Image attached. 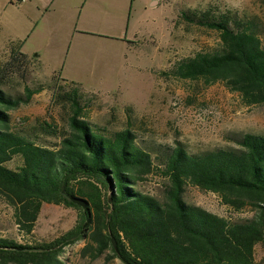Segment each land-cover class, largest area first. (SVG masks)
I'll return each instance as SVG.
<instances>
[{"label": "trees", "instance_id": "trees-1", "mask_svg": "<svg viewBox=\"0 0 264 264\" xmlns=\"http://www.w3.org/2000/svg\"><path fill=\"white\" fill-rule=\"evenodd\" d=\"M181 16L218 30L222 44L181 59L174 74L222 81L245 104H264L258 19L212 4ZM7 48V59H0V195L15 208L16 222L27 234L33 233L44 203L75 207L79 219L48 241L22 243L0 236L2 264H66L64 248L82 238L88 240L84 255L96 259L112 249L109 259L118 257L125 264H256V247L264 242L263 134H243L240 147L192 153L177 143L154 155L138 143L134 130H111L86 118L97 95L56 73L51 86L55 103L68 112L65 130L47 120L32 130H15L11 111L45 89L27 83L30 68L38 73L43 65L39 55L21 50L22 41H10ZM38 130L60 141L51 145ZM16 157L20 163L13 167ZM155 168L165 178L162 196L140 188ZM188 185L218 193L236 210L251 207L255 214L229 219L189 203L184 197Z\"/></svg>", "mask_w": 264, "mask_h": 264}, {"label": "rangeland", "instance_id": "rangeland-1", "mask_svg": "<svg viewBox=\"0 0 264 264\" xmlns=\"http://www.w3.org/2000/svg\"><path fill=\"white\" fill-rule=\"evenodd\" d=\"M115 4L119 10L123 7L125 14L121 31H114L113 37L84 35L71 39L72 47L64 53L63 64L48 73L30 68L27 83L45 89L11 111L13 129L32 130L34 124L47 120L65 130L68 112L55 103L51 86L56 72L97 95L85 112L86 118L111 130H134L138 143L154 155L177 143L192 153H201L218 147H240L238 140L245 133L264 135V104H245L240 94L222 81L208 83L173 72L181 59L199 51H214L222 44L218 30L187 21L181 16L184 11L206 9L212 4L217 10L235 9L244 16L256 17L264 43V0H115ZM8 54L7 43L0 39V59L6 60ZM16 86H20L18 79ZM38 133L51 145L60 141L41 130ZM19 163L16 157L13 167ZM164 182L161 170L155 168L140 188L162 196ZM184 197L229 219L255 214L251 207L236 210L218 193L193 185L187 186ZM78 219L75 207L44 203L33 233L27 234L16 222L15 208L0 195L1 237L22 243L48 241L75 226ZM85 228L88 236L89 229ZM87 242L82 238L67 245L61 256L65 263L125 264L118 257L109 259L112 249L96 259L84 255L82 249ZM255 254L256 264H264V242L257 245Z\"/></svg>", "mask_w": 264, "mask_h": 264}, {"label": "crops", "instance_id": "crops-1", "mask_svg": "<svg viewBox=\"0 0 264 264\" xmlns=\"http://www.w3.org/2000/svg\"><path fill=\"white\" fill-rule=\"evenodd\" d=\"M112 2L26 0L12 3L0 0V39L6 43L22 41L21 50L28 55H39L42 72L48 73L63 64L64 53H69L72 47L71 39L84 35L113 37L114 31L124 28L123 7L119 10L115 0Z\"/></svg>", "mask_w": 264, "mask_h": 264}, {"label": "water", "instance_id": "water-1", "mask_svg": "<svg viewBox=\"0 0 264 264\" xmlns=\"http://www.w3.org/2000/svg\"><path fill=\"white\" fill-rule=\"evenodd\" d=\"M66 182H67V179H65V181H64V188H65ZM69 197L72 201H74L75 203H77L79 205H82L84 207H86L88 205V202L83 198L73 196V195H70ZM114 244H116L115 239H114Z\"/></svg>", "mask_w": 264, "mask_h": 264}, {"label": "built area", "instance_id": "built-area-1", "mask_svg": "<svg viewBox=\"0 0 264 264\" xmlns=\"http://www.w3.org/2000/svg\"><path fill=\"white\" fill-rule=\"evenodd\" d=\"M9 1L12 3H21V2L26 1V0H9Z\"/></svg>", "mask_w": 264, "mask_h": 264}]
</instances>
